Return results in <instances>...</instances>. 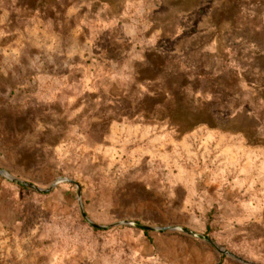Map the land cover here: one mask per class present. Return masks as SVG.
Returning a JSON list of instances; mask_svg holds the SVG:
<instances>
[{
    "label": "rangeland",
    "instance_id": "1",
    "mask_svg": "<svg viewBox=\"0 0 264 264\" xmlns=\"http://www.w3.org/2000/svg\"><path fill=\"white\" fill-rule=\"evenodd\" d=\"M171 2L0 0V264H264V0Z\"/></svg>",
    "mask_w": 264,
    "mask_h": 264
},
{
    "label": "water",
    "instance_id": "2",
    "mask_svg": "<svg viewBox=\"0 0 264 264\" xmlns=\"http://www.w3.org/2000/svg\"><path fill=\"white\" fill-rule=\"evenodd\" d=\"M2 173H3V171L0 170V174H2ZM9 178H10V180L15 181V182H17V183H20V184H22V185H24V186H26V187H28V188H30V189H33V190H35V191H37V192H48L49 189H50V188H47V189H45V190H41L40 188H38V187H36V186H34V185H31L30 183H27V182H25V181H21V180H19V179H17V178H14V177H9ZM60 180L63 181V182H67V183L74 184V185L76 186V189H77V197H78V198L80 197V188H79L78 183H76L74 180L69 179V178H61ZM80 212H81L82 217L85 218V220H86L89 224H91V225L94 226V227H100L99 225H97V224L91 222L89 219H87V218L85 217V215H84V213H83L82 210H81ZM121 223H122V224H132V225H134L135 227L143 228V229H149V230H167V229H168L167 227L153 228V227L146 226V225H142V224H139V223H130L129 221H124V222H121ZM185 231H188V230H185ZM189 233H190V232H189ZM198 237L201 238L202 236L198 235Z\"/></svg>",
    "mask_w": 264,
    "mask_h": 264
},
{
    "label": "crops",
    "instance_id": "3",
    "mask_svg": "<svg viewBox=\"0 0 264 264\" xmlns=\"http://www.w3.org/2000/svg\"><path fill=\"white\" fill-rule=\"evenodd\" d=\"M176 1L180 2V3L182 2L181 5L184 6L186 2L191 1V0H172L170 5L174 9H175V5H176V3H175ZM196 1H198L199 4L201 3V5L203 3L205 4L207 2V0H196ZM223 1L227 2V3H230V2H238L239 0H223ZM194 11L197 12V13H200V6L198 5L197 7H195ZM203 15H204L203 18H206V15L205 14H203ZM217 31H220V30H217ZM198 32H200L202 34H206L207 30L205 28H202V29L198 30L197 33ZM209 42H210V45H214V43H215V42H212V41H209ZM205 44H207V40H205L204 45ZM206 56H207V54L204 55V57H206Z\"/></svg>",
    "mask_w": 264,
    "mask_h": 264
}]
</instances>
